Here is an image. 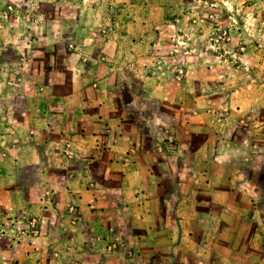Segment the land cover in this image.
<instances>
[{
  "label": "rangeland",
  "instance_id": "rangeland-1",
  "mask_svg": "<svg viewBox=\"0 0 264 264\" xmlns=\"http://www.w3.org/2000/svg\"><path fill=\"white\" fill-rule=\"evenodd\" d=\"M85 71L110 82L147 146L153 120L167 154L184 135L252 149L238 168L264 194V0H0V264H19L52 218L45 170L28 185L21 162L84 160L59 100ZM90 238L96 252L135 257L122 234Z\"/></svg>",
  "mask_w": 264,
  "mask_h": 264
},
{
  "label": "crops",
  "instance_id": "crops-1",
  "mask_svg": "<svg viewBox=\"0 0 264 264\" xmlns=\"http://www.w3.org/2000/svg\"><path fill=\"white\" fill-rule=\"evenodd\" d=\"M65 88L60 127L84 160L21 162L28 185L32 170L41 169L49 183L40 185L54 189L52 218L40 227L44 241L42 235L28 241L19 264H264V209L257 203L264 194L236 160L238 153L252 156V149L228 141L219 147L207 138L193 146L184 135L167 154L160 147L163 130L152 120L147 146V134L130 123L125 104L113 100L106 78L78 72ZM93 234H122L140 255L108 256L103 245L96 252ZM162 249L164 256L152 253Z\"/></svg>",
  "mask_w": 264,
  "mask_h": 264
}]
</instances>
